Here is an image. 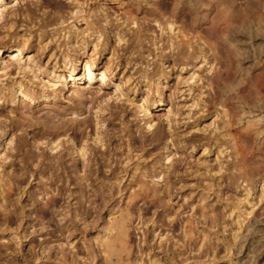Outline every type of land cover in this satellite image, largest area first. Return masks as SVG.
I'll use <instances>...</instances> for the list:
<instances>
[{"label": "rangeland", "instance_id": "1", "mask_svg": "<svg viewBox=\"0 0 264 264\" xmlns=\"http://www.w3.org/2000/svg\"><path fill=\"white\" fill-rule=\"evenodd\" d=\"M0 264H264V0H0Z\"/></svg>", "mask_w": 264, "mask_h": 264}, {"label": "bare ground", "instance_id": "2", "mask_svg": "<svg viewBox=\"0 0 264 264\" xmlns=\"http://www.w3.org/2000/svg\"><path fill=\"white\" fill-rule=\"evenodd\" d=\"M229 22L227 21H225V23L224 24H222V25H216V26H211V27H208V29L206 30L207 31V33L208 34H211L212 36H214L213 34H215V31H221L223 28H224V26L225 25H227ZM163 24V23H162ZM192 26H194V22H192V24H191ZM217 33V32H216ZM215 38V37H214ZM19 49V48H18ZM21 49V48H20ZM88 67L90 68L91 67V65H89L88 64ZM219 75V74H218ZM220 76V75H219ZM218 76V77H219Z\"/></svg>", "mask_w": 264, "mask_h": 264}]
</instances>
